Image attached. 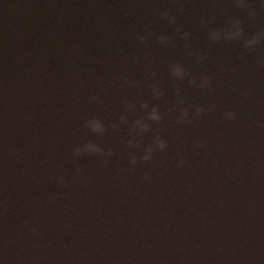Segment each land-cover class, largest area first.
<instances>
[{"label":"water","instance_id":"1","mask_svg":"<svg viewBox=\"0 0 264 264\" xmlns=\"http://www.w3.org/2000/svg\"><path fill=\"white\" fill-rule=\"evenodd\" d=\"M248 3L254 17L234 0L48 1L0 110V264H264V40L207 37L227 18L264 27ZM142 102L161 120L136 135ZM88 141L105 151L76 155Z\"/></svg>","mask_w":264,"mask_h":264},{"label":"clouds","instance_id":"2","mask_svg":"<svg viewBox=\"0 0 264 264\" xmlns=\"http://www.w3.org/2000/svg\"><path fill=\"white\" fill-rule=\"evenodd\" d=\"M234 3L236 6L247 9V13L249 16L254 17L255 16V9L252 8V6L248 3V0H234ZM259 5L261 8H264V0H259ZM161 15L169 20L170 23H175V17L169 16L168 11L164 10L161 12ZM202 23H209V21H205L203 18H201ZM176 31H180L179 27H177ZM183 37H188L189 33L184 32L182 33ZM208 40L212 43H215L219 40H241L243 43V46L249 50H252L255 45H257L261 40H264V27H261L258 31L252 33L251 35H248L247 37L244 36V30L241 27V20L239 17L236 18H227L225 20V26L220 28H213L210 29L207 33ZM138 40L143 42L145 40L144 35H139L137 37ZM157 41L161 44H167L169 42V38L165 36L164 34H160L156 37ZM197 59H201L199 54H197ZM261 63H264V58H261ZM169 74L174 79H183L185 76H188V73L184 66L180 63H173L169 67ZM210 77L206 75H202L200 79V83L198 87L200 88H206L209 84ZM189 84L195 83V81L189 77L188 79ZM153 94L155 97H159L162 95L161 91L153 85L152 88ZM176 95L178 97L176 104L172 106L173 109L176 108L177 105H182L184 103V100L180 97V90H176ZM93 101L97 100L95 96L91 97ZM127 110L131 111L134 108V104L127 103ZM140 107L142 109H146V117L137 118L134 121H132L130 128L136 133V135H140L146 131L149 130L150 125L149 121L153 122H159L161 120V113L158 109V106L153 104L150 108L147 103L142 102L140 104ZM211 107V106H210ZM194 109V115H199L201 112L204 111V109L199 105H193ZM224 117L228 120H232L235 118V113L233 111H227L224 113ZM189 118L188 109L184 107L179 108L178 115L176 117L177 122H184L185 119ZM120 119L123 121L124 117L121 116ZM85 126L94 133H100L104 131V124L98 117H91L85 121ZM115 126V125H114ZM260 126L264 127V124H261ZM138 143V141L129 140L128 144L132 145ZM166 140L162 138L160 135H156L152 138V141L149 145L145 147L143 155L140 157L142 160H149L152 156L153 151L155 150H162L166 147ZM199 144V141L196 142ZM74 153L76 155H80L81 153H88V154H95V153H103L105 150L98 146L96 143L92 141H88L84 143L81 146H78L73 149ZM111 154V150H108L107 155ZM130 164L135 165L136 163V156L132 155L129 161ZM179 163H183V161H180ZM58 180L60 183L64 182V178L58 177ZM33 232L36 231L35 228L32 229Z\"/></svg>","mask_w":264,"mask_h":264}]
</instances>
